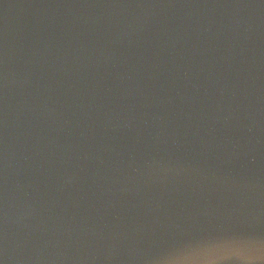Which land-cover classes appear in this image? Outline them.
Listing matches in <instances>:
<instances>
[{"label": "water", "instance_id": "water-1", "mask_svg": "<svg viewBox=\"0 0 264 264\" xmlns=\"http://www.w3.org/2000/svg\"><path fill=\"white\" fill-rule=\"evenodd\" d=\"M264 264V0H0V264Z\"/></svg>", "mask_w": 264, "mask_h": 264}, {"label": "clouds", "instance_id": "clouds-1", "mask_svg": "<svg viewBox=\"0 0 264 264\" xmlns=\"http://www.w3.org/2000/svg\"><path fill=\"white\" fill-rule=\"evenodd\" d=\"M175 264H188V262L185 261V260H178V261L175 262ZM191 264H197V262L196 261H192Z\"/></svg>", "mask_w": 264, "mask_h": 264}]
</instances>
